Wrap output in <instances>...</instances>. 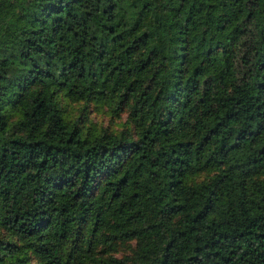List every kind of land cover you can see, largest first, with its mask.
<instances>
[{
    "label": "trees",
    "instance_id": "16d2710c",
    "mask_svg": "<svg viewBox=\"0 0 264 264\" xmlns=\"http://www.w3.org/2000/svg\"><path fill=\"white\" fill-rule=\"evenodd\" d=\"M0 264H264V0H0Z\"/></svg>",
    "mask_w": 264,
    "mask_h": 264
},
{
    "label": "rangeland",
    "instance_id": "374dc122",
    "mask_svg": "<svg viewBox=\"0 0 264 264\" xmlns=\"http://www.w3.org/2000/svg\"><path fill=\"white\" fill-rule=\"evenodd\" d=\"M61 106L66 114L68 120L79 118L84 126H100L103 125L112 130H118L123 126L128 110L123 108L122 113L118 116L112 115L107 109L108 105L100 106L94 101H86L85 99H69L62 98L60 100ZM211 171H203L198 176L202 179L209 175ZM135 251V241L131 240L126 243H119L116 246V255L118 256H132Z\"/></svg>",
    "mask_w": 264,
    "mask_h": 264
}]
</instances>
